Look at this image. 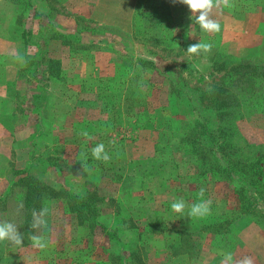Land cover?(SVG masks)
<instances>
[{
	"label": "rangeland",
	"instance_id": "374dc122",
	"mask_svg": "<svg viewBox=\"0 0 264 264\" xmlns=\"http://www.w3.org/2000/svg\"><path fill=\"white\" fill-rule=\"evenodd\" d=\"M45 1L49 3L47 28L58 23L57 18L60 26H75L84 35L74 44L75 50L80 45V54L67 63L62 86L48 85L51 94L43 93L35 105L43 120L32 125L25 139L19 135L22 128H14L18 138L14 156L0 174V220L15 223L22 234H42L49 243L41 250L31 244L0 242V264H111L106 255L111 244L101 228H94L90 241L87 235L81 240L86 227L77 224L61 197L44 204L46 227L33 229L23 223L24 207L18 199L23 184L16 183V174L22 170L39 188L93 192L97 218L117 227L120 241L113 248L122 250L127 264H171L181 253L189 254L190 264H220L225 252L235 258L248 255L254 264H264V236L257 237V244L246 240L260 245L258 257L249 247L237 244L241 213L264 231V126H260L264 114H249L242 107L243 117L236 121L239 135L234 141L242 152L233 156L238 162L236 181L246 182L240 175L248 161L243 156L252 160L255 154L248 168L253 189L249 193L242 190L245 187L237 190L241 208L233 207L235 196L228 185L235 178L223 172L218 179L211 174L212 166L205 176L191 147L180 137L190 135L194 127L197 113L192 109L202 107L200 95L242 60L238 56L243 48L256 45L255 57L264 58V12L246 16L258 10L251 5L259 0H233V8L214 9L213 18L225 26L219 33L201 31L192 24L187 6L173 0ZM225 11L232 15L222 18ZM234 19H245L244 32L239 33V27L234 30ZM198 41L212 42L214 47L209 53L188 54V45ZM167 76L180 84L176 87L182 95L171 109ZM58 91L64 93L57 95ZM256 102L257 107L261 97ZM144 109L147 115H142ZM141 122L145 128H140ZM214 122L216 118H210L209 125L216 126ZM82 131L88 135H81ZM98 143L111 157L107 162L91 156V148ZM201 187L204 198L212 200L209 215L192 218L187 208L184 215L172 211L174 200L190 205ZM224 201L232 211L220 213Z\"/></svg>",
	"mask_w": 264,
	"mask_h": 264
},
{
	"label": "crops",
	"instance_id": "0c3cea01",
	"mask_svg": "<svg viewBox=\"0 0 264 264\" xmlns=\"http://www.w3.org/2000/svg\"><path fill=\"white\" fill-rule=\"evenodd\" d=\"M32 1L22 11L15 0H0V174H4L7 171L11 158L14 156L12 152L14 149L13 144L16 141L18 142L16 129L14 128H22H19V135H22L23 139H25L26 135L31 132L32 125L36 123L35 125L37 126V123L43 120V115L38 111L39 107L35 105L42 99L43 93L51 94L49 92L50 86L48 87V85L62 86L60 80L62 81V77L68 74L66 73L68 69L67 63L75 58L77 59L78 54H80V45L75 50L74 44L75 42L79 43L84 35L82 29L75 28V26H60V19L57 18L58 23L56 22V24H52L54 26L47 28V23H44V19L49 13V8L47 7L49 3L45 0ZM258 2L251 5L252 8L258 7V10L255 12L249 11L246 16L248 14H255L254 16H256V14L264 12V0H259ZM45 3H47L46 6H44ZM71 4H76V2L72 0ZM38 13L41 15L39 19L35 18ZM57 14L59 16L62 13L59 12ZM225 15L232 14L225 11L221 14L222 18ZM29 18L33 21H28ZM245 25V19H234V30L239 27L241 29L239 33L245 31ZM221 29L224 30L225 26H222ZM252 40V42L257 41L256 38H252ZM52 46H54L53 51L51 50ZM256 54L257 46H249L248 44L246 49L243 48L241 50V55L238 57L242 59L252 58ZM52 62L58 63L57 66H51L50 63ZM56 93L61 95L64 92L58 91ZM256 97L260 96L253 94L247 98L242 97L244 112L251 114L259 111L264 114L261 111V109L264 110V96L261 97V103L257 107L255 106V103H257ZM262 119L264 120V118ZM260 124L261 127L264 126V122ZM193 156L195 163L198 162L196 156ZM223 172L228 173L222 168L221 171L217 170L211 174L215 173L220 179V175ZM242 172L244 173V171ZM249 172V169L246 170V174ZM243 173L240 174L241 177H243ZM230 175L235 178L232 183H228L232 190L231 194L235 196V199L232 197L233 207L241 208L242 204L239 201L241 197L238 195L237 190L245 187L247 193H249L253 188L250 185H245L246 183L244 184L243 179L239 180L240 182L236 181L237 177H239L237 176L239 171L232 172ZM229 205L230 203L227 204L224 201V205H222L224 208L220 209V213L222 211H232L228 207ZM225 207L229 209L226 210ZM246 215L241 213L238 218L237 225L240 231L237 234V244L241 247H249L254 256L258 257L257 248L260 245H256L257 237L264 236V231L255 220ZM240 221L244 225L241 226ZM249 239L256 244L252 245L246 241ZM171 264H190L189 254L181 253L172 259Z\"/></svg>",
	"mask_w": 264,
	"mask_h": 264
},
{
	"label": "trees",
	"instance_id": "16d2710c",
	"mask_svg": "<svg viewBox=\"0 0 264 264\" xmlns=\"http://www.w3.org/2000/svg\"><path fill=\"white\" fill-rule=\"evenodd\" d=\"M15 1L18 2V7L22 11H24L31 2V0ZM40 16L41 15L38 13L35 15V18L39 19ZM64 37L66 36L64 35ZM57 64L58 63H50L53 67L57 66ZM168 79L170 81V89L167 94L170 104L169 108L171 109L173 108L172 105L176 104L177 97H182V95H180V90L176 87L180 84L171 77H168ZM253 94H257L260 97L264 96V58L262 57L244 58L240 60L237 65L230 68L223 80L221 79L219 83H214L212 87L204 91L206 100L203 99V95H200L198 102L200 106L202 105L201 108L197 107V105H193L192 110L197 113L194 119V127L190 131V135H182L180 137L191 147L199 165L202 166L201 169L203 173H206V169L210 166H212V171L214 172H216L215 170H222V168L230 174H232V172H238L235 167L238 165V162L235 161L233 156L235 155L237 157L242 153L238 151L240 149H238L237 143L234 141L235 135L236 137L239 135L236 121L243 117L241 111L242 98H240V95H242L243 98H247L249 95ZM45 98L46 97H44V99ZM193 100L194 99H192V101ZM192 103L194 104V102ZM143 111L142 115H147V109ZM261 111L264 112L263 109H261ZM211 116L215 117L217 121L214 122L216 124L214 127L209 125L210 118H212ZM142 123L143 122H141L140 128H145ZM48 124L47 127H49ZM154 131H157L158 134L160 133L158 129ZM207 142H209L208 146L205 144ZM224 156H227L228 159H223ZM243 157L245 160H248L247 163L242 166L244 168L241 169V171H244V173H241L244 174L243 177L246 179V182L244 180L243 182L252 187L249 180L250 176L246 174V170L250 168L255 154H253L252 160L249 156ZM16 175L17 182H15L18 183L19 180V182L23 184V194H18V199L22 202L24 207L23 216H25V218L23 223L26 224L27 227L32 228L31 225L33 221L31 219L34 217V213L40 212V210L44 208L45 203L49 202L54 197H61L64 199V205H67L69 213L76 216L77 224H84L86 227L84 236L80 239H85L87 235L90 241V235L93 234L94 228L96 226L100 227L104 236L107 238V243L111 244V247L106 250L107 260L111 264H127L128 260L124 261L126 257L123 255L122 250L113 248V246H116L115 242L120 241L116 234L117 227L114 225L108 226L97 218L99 211L96 203L98 200H96V195L93 192L88 194L71 192L67 188L64 189V187L50 188L44 186L43 189L39 188L38 185L29 178L27 170L18 171ZM242 190L245 191V193L247 192L245 188ZM30 235V231L28 234L26 231L24 232V245L31 244L29 239Z\"/></svg>",
	"mask_w": 264,
	"mask_h": 264
},
{
	"label": "clouds",
	"instance_id": "9594fccd",
	"mask_svg": "<svg viewBox=\"0 0 264 264\" xmlns=\"http://www.w3.org/2000/svg\"><path fill=\"white\" fill-rule=\"evenodd\" d=\"M186 5L189 9L192 24L198 25L199 29L206 33H219L221 31V24L219 20L213 18V10H222L224 8H233V0H173ZM214 47L212 42L198 41L194 44L188 45L185 50L190 55H200L201 52L209 53ZM81 135L87 136L86 131H82ZM111 143H115L112 141ZM91 156L95 160H102L107 162L111 159L109 154L105 151L103 143L96 144L91 148ZM205 189L201 187L197 193V199L190 205L186 204L183 199L174 200L170 207L173 212L184 215L187 208V216L192 218H203L211 213V199L204 198ZM47 214V209H41L39 216L34 213V222L31 227L39 229L46 227L44 216ZM23 234L18 231V226L8 220H0V242H7L9 245L22 246ZM31 246L37 249H45L48 247V239L42 234H31L29 237ZM220 264H254L253 258L244 255L240 258H235L231 252L222 253Z\"/></svg>",
	"mask_w": 264,
	"mask_h": 264
}]
</instances>
